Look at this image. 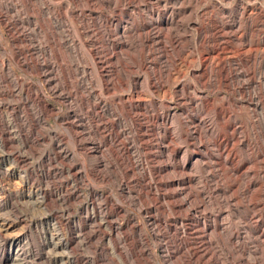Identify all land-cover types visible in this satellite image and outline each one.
Returning <instances> with one entry per match:
<instances>
[{
	"label": "rangeland",
	"instance_id": "374dc122",
	"mask_svg": "<svg viewBox=\"0 0 264 264\" xmlns=\"http://www.w3.org/2000/svg\"><path fill=\"white\" fill-rule=\"evenodd\" d=\"M260 228L264 0H0V264H264Z\"/></svg>",
	"mask_w": 264,
	"mask_h": 264
},
{
	"label": "bare ground",
	"instance_id": "6f19581e",
	"mask_svg": "<svg viewBox=\"0 0 264 264\" xmlns=\"http://www.w3.org/2000/svg\"><path fill=\"white\" fill-rule=\"evenodd\" d=\"M102 68V67H101ZM101 70V69H100ZM130 100V102H131V107H134L135 105L132 103V100L131 99H129ZM98 103V102H97ZM139 107V106H138ZM102 109V108H101ZM140 109V108H139ZM128 110H130V109H128ZM132 111V110H131ZM129 114V113H128ZM131 114V113H130ZM137 114H138V112H137ZM133 115H134V113H133ZM143 115V114H142ZM155 116H157V115H155ZM130 117H131V115H130ZM139 117V116H138ZM140 118V117H139ZM139 118H138V120H139ZM135 119V118H134ZM136 120V119H135ZM166 121H167V119H166ZM165 122V121H164ZM141 124V123H140ZM196 124H198V123H196ZM142 125V124H141ZM164 126H166V125H164ZM202 126V125H201ZM197 127H199V125L197 126ZM139 128V127H138ZM168 128V127H167ZM166 128V129H167ZM195 128V127H194ZM169 129V128H168ZM196 129V128H195ZM199 129H201V127L199 128ZM198 129V130H199ZM187 130V129H186ZM197 130V129H196ZM167 131V130H166ZM169 131V130H168ZM188 131V130H187ZM195 131V130H194ZM199 131H201V130H199ZM143 132V131H142ZM141 132V133H142ZM193 132V131H192ZM144 134V133H143ZM199 134H200V132H199ZM196 135V134H195ZM144 136V135H143ZM142 136V138H144ZM197 136V135H196ZM199 136V135H198ZM172 137V136H171ZM188 137V136H187ZM184 138V137H183ZM166 139V138H165ZM187 139V138H186ZM170 140V139H169ZM168 140V141H169ZM200 141V140H199ZM164 144V143H163ZM166 144V143H165ZM171 144V143H170ZM167 147H168V145H166ZM165 146V147H166ZM171 146V145H170ZM194 146H196V145H194ZM206 147V146H205ZM170 148V147H169ZM172 148V147H171ZM198 148V147H197ZM197 148L195 147L194 148V150L197 152L198 150H197ZM207 149V148H206ZM220 149V148H219ZM222 149V148H221ZM168 151H171V156L173 157V158H176L179 154H180V152H181V148H179V147H173L172 149H168ZM198 153V152H197ZM221 153V152H220ZM197 156H202V155H200V153H198L197 154ZM234 157V156H233ZM191 160H192V156H188V155H186V157H185V166L186 165H188L190 162H191ZM184 163V162H183ZM222 165V164H221ZM234 167V166H233ZM232 170V169H231ZM235 172L236 171H238L239 169H238V167L236 168V167H234V169H233ZM238 174V173H237ZM183 182L182 181H179L178 182V185H180V184H182ZM177 185V186H178ZM164 197H166V195H164ZM165 202V201H164ZM177 205V204H176ZM176 208V207H175ZM207 221V220H206ZM257 222V221H256ZM177 223V222H176ZM178 224V223H177ZM184 225H186V224H184ZM188 226V225H187ZM207 227V226H206ZM214 227H216V226H213V228ZM110 228H111V231H114V226H112V225H110ZM192 228V227H191ZM188 229L189 228H187L186 226L184 227V232H187L188 231ZM183 232V233H184ZM115 233H116V231H115ZM258 234H259V237L261 238V240H262V243L264 244V228H260V230H258ZM112 236V235H111ZM110 236V237H111ZM112 237H114V236H112ZM259 238V239H260ZM113 239V238H112ZM66 242V241H65ZM113 242V241H112ZM115 243V242H114ZM116 244V243H115ZM67 246V245H66ZM116 247H117V245H116ZM198 250V249H197ZM7 257V256H6ZM81 262V261H80Z\"/></svg>",
	"mask_w": 264,
	"mask_h": 264
}]
</instances>
